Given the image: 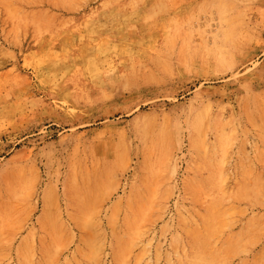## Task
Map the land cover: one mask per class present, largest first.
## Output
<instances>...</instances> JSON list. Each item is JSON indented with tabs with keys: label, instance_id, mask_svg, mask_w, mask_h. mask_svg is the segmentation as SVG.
Masks as SVG:
<instances>
[{
	"label": "rangeland",
	"instance_id": "374dc122",
	"mask_svg": "<svg viewBox=\"0 0 264 264\" xmlns=\"http://www.w3.org/2000/svg\"><path fill=\"white\" fill-rule=\"evenodd\" d=\"M198 260L264 264V0H0V264Z\"/></svg>",
	"mask_w": 264,
	"mask_h": 264
},
{
	"label": "bare ground",
	"instance_id": "6f19581e",
	"mask_svg": "<svg viewBox=\"0 0 264 264\" xmlns=\"http://www.w3.org/2000/svg\"><path fill=\"white\" fill-rule=\"evenodd\" d=\"M222 42V41H221ZM224 43L225 44H234L236 43V39L234 37L233 34L231 33H228V34H225L224 35ZM223 44V43H222ZM208 54V53H207ZM193 56V55H192ZM207 60L205 61L207 65H213V66H224L225 64H227V61L229 60V55L228 53L226 52V49H223L221 51H219V53H216V52H211L207 55ZM194 57V56H193ZM192 58V57H191ZM184 60L185 61H190L191 59L188 58V55H186L184 57ZM192 62V61H191ZM71 81V80H69ZM70 84V83H69ZM73 86V85H72ZM82 89V88H81ZM80 89V92H81V95H82V100L84 101H89L90 99H92V96L90 94H88L87 91L85 90H81ZM100 89V88H99ZM75 90V89H74ZM72 89V92L74 91ZM78 90V89H77ZM71 92V91H70ZM77 93V92H76ZM74 94V93H73ZM80 95V94H78ZM80 95V96H81ZM74 99V98H73ZM213 195V194H212ZM183 263V262H182ZM202 263V260H198V262H196L195 264H201ZM184 264V263H183Z\"/></svg>",
	"mask_w": 264,
	"mask_h": 264
}]
</instances>
